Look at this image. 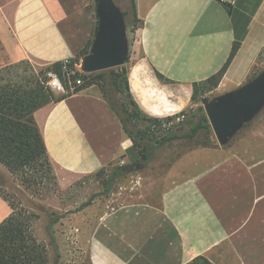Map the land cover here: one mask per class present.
Listing matches in <instances>:
<instances>
[{"label": "crops", "instance_id": "1", "mask_svg": "<svg viewBox=\"0 0 264 264\" xmlns=\"http://www.w3.org/2000/svg\"><path fill=\"white\" fill-rule=\"evenodd\" d=\"M232 2L136 0L140 25L134 40H124V54L130 92L144 114L164 120L188 112L195 106L194 85L224 68L220 85L207 93L215 99L263 74L264 0ZM97 24L85 0H0V70L91 54ZM34 118L64 189L106 167L139 160L95 86L40 108ZM263 119L258 132L242 134L241 153L211 148L181 158L169 172L176 181L157 205L137 202L101 217L90 230L85 224L78 239L90 264H191L197 258L264 264ZM12 212L0 194V224Z\"/></svg>", "mask_w": 264, "mask_h": 264}, {"label": "rangeland", "instance_id": "2", "mask_svg": "<svg viewBox=\"0 0 264 264\" xmlns=\"http://www.w3.org/2000/svg\"><path fill=\"white\" fill-rule=\"evenodd\" d=\"M85 1L94 10L99 26L98 0ZM109 1L120 15L125 40L131 42L135 39L134 30L140 23L133 21L134 14L130 0ZM124 65L129 67V62ZM52 69V65L41 67L31 62H24L14 72L26 80L38 81L47 86L48 74L55 73ZM76 72L87 76L91 74L83 68V57L70 75ZM253 77L255 78L256 75ZM67 78H69L68 75L65 76V79ZM60 81L65 88L62 79ZM73 83L68 80L69 86L74 89L83 84L82 81L76 85ZM215 95L205 94L201 101L196 102L194 107L185 112L184 116L164 121L161 126H156L158 135H175L178 139L158 148L153 160L145 166L141 165L139 151L135 148L139 160L130 163L129 166L133 168L142 166L140 170L119 172L117 166H110L98 173L78 179L72 186L64 189L57 181L52 164L49 170L48 164L43 170L49 178L44 180L38 178L37 181L32 178L33 174L26 176L24 172L11 173L0 163V194L12 205L17 222L46 249L47 264H57V262L58 264H90L88 254L81 248L78 239L85 224L89 223L90 230L101 217L130 207L137 202L157 205L163 191L176 181V178L170 179L169 172L178 169L179 160L184 156L205 154V150L211 148L217 149L219 154H226L228 148L231 150L234 148L236 152L241 153L242 134L258 132V125L264 117V101L251 117L244 119L235 132L221 142H218L212 130L209 133L201 131L195 138H185L191 134L199 117L206 115V104L214 101ZM141 124L149 125L148 122ZM254 139L257 140V137ZM109 188L111 191L107 194ZM87 203L89 205L85 206L84 204ZM89 207H93V210L86 212ZM49 226L52 227L57 239L60 253L58 261L56 251L51 245Z\"/></svg>", "mask_w": 264, "mask_h": 264}, {"label": "trees", "instance_id": "3", "mask_svg": "<svg viewBox=\"0 0 264 264\" xmlns=\"http://www.w3.org/2000/svg\"><path fill=\"white\" fill-rule=\"evenodd\" d=\"M134 14L133 21L139 22L137 18L136 0H130ZM235 45L233 52L237 50ZM88 49L81 55H86ZM80 61V57L71 59L66 64L58 63L52 65L53 71L62 79L66 93L60 96L77 93L83 89L95 86L99 89L102 97L109 103L112 110L120 119L124 133L131 139L135 148L138 149L141 165H147L153 160L158 148L164 144L178 139L175 135L157 134L156 126H161L164 121L184 116H177L164 120L154 119L142 112L134 100L129 86V67L117 68L82 74L74 71V67ZM20 64L9 66L0 70V163L11 173L24 172L32 175L38 181L48 179L45 171L51 162L47 154V148L36 124L34 113L40 108L60 100L48 86L36 81L26 80L15 74L14 70ZM225 69L211 76L206 82L194 85L193 102H199L203 96L216 89L224 76ZM257 73L254 72L249 78L251 81ZM69 78L65 79V76ZM68 80L82 81L81 86L73 88L69 86ZM73 89V90H72ZM148 122L149 125L142 126L141 123ZM155 128V130H154ZM201 131H211L205 114L199 117L198 122L191 130V134L185 138H195ZM117 170L122 172V167ZM50 172V171H49ZM37 175V176H35ZM50 176H52L50 172ZM55 178V177H54ZM111 189L107 190V194ZM11 205V204H10ZM88 206L89 203L84 204ZM12 207V205H11ZM13 210V208H12ZM51 245L56 251L57 261L60 257L57 239L51 226L48 227ZM45 248L40 245L32 235L17 222L16 212L13 210L11 216L0 224V264H47ZM58 264V262H57ZM191 264H211L204 258H197Z\"/></svg>", "mask_w": 264, "mask_h": 264}, {"label": "water", "instance_id": "4", "mask_svg": "<svg viewBox=\"0 0 264 264\" xmlns=\"http://www.w3.org/2000/svg\"><path fill=\"white\" fill-rule=\"evenodd\" d=\"M99 26L91 54L83 57L86 72L96 73L123 66L124 27L120 15L109 0H98ZM264 101V74L244 88L206 104V117L218 142L231 136L241 122L251 117ZM140 170L122 166V172Z\"/></svg>", "mask_w": 264, "mask_h": 264}, {"label": "built area", "instance_id": "5", "mask_svg": "<svg viewBox=\"0 0 264 264\" xmlns=\"http://www.w3.org/2000/svg\"><path fill=\"white\" fill-rule=\"evenodd\" d=\"M221 2H226V3H233L232 0H220ZM66 64V63H65ZM49 80L47 82V86L50 88V90L55 94V95H60V94H65V88L62 85L59 77L57 74L50 72L49 74ZM78 84L81 83V81H77Z\"/></svg>", "mask_w": 264, "mask_h": 264}]
</instances>
